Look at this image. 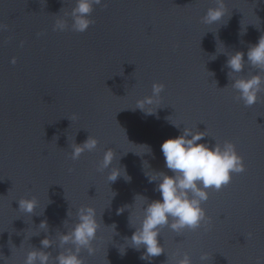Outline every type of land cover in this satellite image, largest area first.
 <instances>
[{
	"label": "water",
	"instance_id": "95a60500",
	"mask_svg": "<svg viewBox=\"0 0 264 264\" xmlns=\"http://www.w3.org/2000/svg\"><path fill=\"white\" fill-rule=\"evenodd\" d=\"M102 4L88 14L93 23L76 32L75 0H0V264H24L46 235L53 244L43 251L54 264L63 251L58 234L68 230L65 221L75 223L82 205L97 210L99 223L95 253L79 254L85 264H171L184 253L192 264H264V92L245 106L226 67L227 57L240 51L245 63L236 75L260 72L246 52L264 34V0H225L227 13L211 25L202 17L215 0ZM58 17L68 25L63 31L54 30ZM153 82L164 84L160 108L145 115L133 108L151 95ZM184 126L206 132L197 143L232 141L245 170L232 173L220 190H208L206 228L178 235L164 226L157 239L165 251L141 260L143 246L136 251L124 238L135 230L130 213L138 226L144 201L131 206L137 194L149 202L160 198L144 172L172 175L160 145ZM89 135L97 148L72 160L71 143ZM144 145L151 154L143 153ZM108 148L130 181L108 182L109 169L97 170ZM33 197V213L18 210L20 198ZM45 220L47 232L39 229ZM203 253L208 260L201 262Z\"/></svg>",
	"mask_w": 264,
	"mask_h": 264
},
{
	"label": "clouds",
	"instance_id": "9594fccd",
	"mask_svg": "<svg viewBox=\"0 0 264 264\" xmlns=\"http://www.w3.org/2000/svg\"><path fill=\"white\" fill-rule=\"evenodd\" d=\"M215 7L207 9L202 17V22L211 25L218 22L225 16L227 9L225 0H215ZM93 5H101L102 0H75V6L72 8L71 28L76 32H84L93 21L89 15L93 10ZM66 21L58 17L54 23V30L63 31L67 27ZM243 34V33H240ZM245 53L236 51L230 54L226 60V67L229 69L228 77L231 81V87L238 92L240 101L245 106H251L257 102L258 94L264 92V77L260 72H264V34H261L255 44H251L246 52L247 63L258 70L257 74L243 78L236 74L240 73L244 67ZM214 58V57H213ZM15 57L11 63H15ZM164 89V84L153 82L151 86V95L137 100L135 109L141 110L145 115H152L160 108V93ZM155 108V111L152 109ZM75 116H73V119ZM171 124L180 128V123ZM206 136L205 131H194L191 127L184 126L180 134L175 137L165 139L160 145V151L164 158V166L171 171L172 175L164 172L145 171L149 183L156 182L154 191L159 192L160 198L151 202L146 197L137 194L134 197L133 208L138 198H142V216L139 219L138 226L130 221L132 212L129 215V224L134 227L130 237H125V244L139 251L143 246L144 251L140 254L141 260H151L154 256H159L165 251L157 237L160 235L162 227L167 226L178 235L185 229L195 230L205 227L208 224V217L202 203L207 201L209 189L213 191L220 190L231 181L232 173H241L245 170L243 158L237 153L235 144L230 140L215 142L209 144L202 141ZM98 140L89 135L85 141L80 144L72 142L71 159L77 160L85 151H93L97 148ZM143 145V144H142ZM146 151L143 153L151 154L150 146L144 145ZM139 155V154H138ZM115 154L111 148L104 151L102 159L97 165L98 171L107 172V181L115 182L118 177L123 176L126 181L131 177L127 175L126 169L113 165ZM111 165V167H110ZM142 168L148 169L147 161L142 162ZM113 196L115 193L112 192ZM38 201L33 198H20L18 200V210L31 214L36 209ZM128 205L117 208V215L121 214ZM67 215L72 216L69 210ZM75 223L68 226L65 221L67 231L58 234V247L63 248L54 258V264H85L84 259L79 255L82 250H86L88 255H93L96 249L93 247V241L97 238L99 223L97 221V210L89 205H82L75 211ZM113 233L115 225L113 224ZM39 229L47 232V222L41 221ZM251 233L248 234L249 238ZM27 239V237H26ZM41 249H29L26 252L24 264H50V253L43 251L52 246L53 241L46 235L40 241ZM72 247H64L65 245ZM125 252H121L123 255ZM201 262L208 260V253L201 254ZM171 264H192V260L187 253L181 258L171 261Z\"/></svg>",
	"mask_w": 264,
	"mask_h": 264
}]
</instances>
